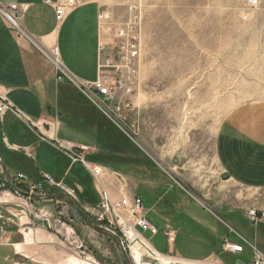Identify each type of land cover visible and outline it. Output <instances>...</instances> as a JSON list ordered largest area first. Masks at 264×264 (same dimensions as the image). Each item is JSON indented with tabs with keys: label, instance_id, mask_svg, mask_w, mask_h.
Instances as JSON below:
<instances>
[{
	"label": "crops",
	"instance_id": "0c3cea01",
	"mask_svg": "<svg viewBox=\"0 0 264 264\" xmlns=\"http://www.w3.org/2000/svg\"><path fill=\"white\" fill-rule=\"evenodd\" d=\"M0 2L27 3L29 8L22 23L37 44L47 48L57 46L65 65L79 78L83 77V71L91 72L89 80L96 78L99 43L115 41V27L101 29L98 16L103 11L114 22L119 8L117 0H76L62 26H57L55 6L45 0ZM67 25L74 30L65 36L64 46L62 36ZM0 97L11 106L0 115V157L12 176L18 173L27 176L24 183L31 182V177L38 174H50L63 181L68 192L78 194L81 207L100 199L102 189L114 201L138 198L149 218L151 211L158 210L163 202L169 208H179L180 203L171 196L172 186L167 184L171 178L190 179L188 172L194 168L196 172L221 169L220 176L229 175L222 178L226 180L223 185L227 189V201L220 202L211 195L210 204L219 212L242 214L232 217L231 224L219 220L210 210L229 230L216 236L222 242L221 254L236 261L244 259V264L251 258L246 246L240 254L224 250L226 239L241 241L228 225L264 250V100L246 101L238 106L245 110L244 116L231 115L225 135L220 130L215 133L207 129L213 132L212 141L190 161L188 151L171 137L181 136L184 129L173 127L172 123L163 130V144L156 140V144L149 142L154 154L148 153L143 158L136 148L130 147L127 136L80 91L68 82H55L53 65L33 42L18 37L1 14ZM58 142L63 145L72 142L84 149L83 155L91 165L104 170L100 180L82 164L73 162ZM156 145L162 151L157 152ZM99 152L100 160L94 156ZM217 189H213V195ZM142 195L151 205L149 208ZM51 208L52 204L46 200L33 201L14 190H0V264L88 263L79 256L68 226L50 218ZM249 209H256L260 218L252 222L247 216ZM143 235L152 243L146 233ZM163 236L172 251L164 253L178 255L174 252L177 232L172 243H168L164 232ZM206 254L194 260L223 261L216 248Z\"/></svg>",
	"mask_w": 264,
	"mask_h": 264
},
{
	"label": "rangeland",
	"instance_id": "374dc122",
	"mask_svg": "<svg viewBox=\"0 0 264 264\" xmlns=\"http://www.w3.org/2000/svg\"><path fill=\"white\" fill-rule=\"evenodd\" d=\"M117 1L119 8L114 22L123 24L133 19L141 28L137 84L132 96V110L126 112V123L137 137L136 141L127 137L130 147L136 148L141 156L144 155L143 158L154 154L149 142L156 144V140L163 144V130L172 123L173 127L184 129L185 133L181 136L171 137L181 143L180 148L188 151L190 161L207 149L213 132L220 130L221 135L226 134L231 115L244 116L245 110L238 106L246 101L264 100V0H260L257 8L248 7L243 0ZM73 30L68 25L64 29V46L65 36ZM83 72L82 76L86 78H80L91 77V72ZM209 128L213 132H208ZM154 149L162 151L157 145ZM94 156L98 159L102 157L100 152ZM85 158L88 160L87 156ZM76 163L92 172L84 163ZM0 169L2 171V167ZM220 173L221 169L196 172L194 168L188 172L190 179L177 177L167 182L172 186L171 196L177 199L180 206L169 208L163 202L159 206L161 211L153 209L149 215L160 232L158 235L146 232V235L159 251L172 252L163 236V230L170 228L177 232L175 254L199 259L212 248L217 249L218 255L221 254L222 242L216 236L227 234L229 230L218 222L211 211L225 222L242 214L219 212L210 204L211 195L220 202L227 201V189L223 185L226 180ZM33 178L40 179L43 191L31 192L29 188L23 192H64L78 201V194L68 192L64 183L51 192L44 183V174ZM98 178L100 180L101 176ZM213 189H217L214 195ZM143 200L149 208L151 205L145 196ZM46 201L52 204L50 213L53 215L50 218L61 226H68L74 245L78 247L80 241L84 242L89 256L81 258L87 260V264H120V247L115 239L79 223L66 201ZM85 207L88 206L81 208ZM240 219L243 222L244 219ZM96 223L109 229L105 223ZM117 235L122 237L120 233ZM230 236L234 238L233 234ZM220 257L226 263L244 264V259L236 261L227 254Z\"/></svg>",
	"mask_w": 264,
	"mask_h": 264
},
{
	"label": "built area",
	"instance_id": "2783aa9c",
	"mask_svg": "<svg viewBox=\"0 0 264 264\" xmlns=\"http://www.w3.org/2000/svg\"><path fill=\"white\" fill-rule=\"evenodd\" d=\"M46 3L55 6V16L57 26H62L70 9L76 5V0H45ZM244 4L250 8H257L260 0H243ZM27 3L20 2H0V14L8 22L20 38H25L33 42L38 51L53 65L55 82L57 84L68 82L81 92L92 104H94L112 123H114L128 138L137 140L136 133L129 128L126 123V112L133 107L132 96L137 84V62L141 53V28L136 21L131 19L123 24L111 22L105 12L99 13V27L101 29L114 28L115 41H101L97 54V74L96 78L82 79L76 76L65 65L59 48L44 47L34 40L27 32L22 23L23 14L28 10ZM0 100H4L0 98ZM5 101V100H4ZM11 107L5 101V108H0V115ZM18 111V110H17ZM19 112V111H18ZM70 156L73 162L84 163L95 176L104 174L100 166H92L86 160L82 150L72 142L65 145L58 142ZM0 174L5 180V174L0 169ZM15 184L26 182L27 176L18 173L15 176ZM44 183L50 190L59 188L63 182L56 180L50 174L44 175ZM1 184H4L1 182ZM31 192L43 191L39 183L30 184ZM85 213L94 221L105 223L114 233L122 234L121 240L131 264H230L221 260H194L183 258L174 254H167L159 251L143 233L150 232L155 235L159 229L149 220L147 213L140 199L129 200L126 198L114 201L107 190H101V196L97 205L88 206L83 209ZM247 216L254 222L260 218L256 209L247 210ZM228 225V224H227ZM230 232L240 237V242H232L228 239L224 242V250L240 254L244 252L245 246L251 252V258L245 264H264V250L255 242L250 241L240 234L234 227L228 225ZM133 232L131 236L130 232ZM168 243L175 241L176 232L174 230H163ZM137 247L141 251V258L136 260L132 254V248ZM80 257L89 256L85 250V244L80 241L77 247Z\"/></svg>",
	"mask_w": 264,
	"mask_h": 264
},
{
	"label": "water",
	"instance_id": "95a60500",
	"mask_svg": "<svg viewBox=\"0 0 264 264\" xmlns=\"http://www.w3.org/2000/svg\"><path fill=\"white\" fill-rule=\"evenodd\" d=\"M0 165L2 167V170L5 174V182H7L17 193H19L20 195H24L27 196L31 199H36V200H59L62 199L64 201H66L72 208L74 216L76 218V220L81 223V224H87L88 226H90L92 229L96 230L97 232L106 235L110 238H113L117 241L119 247H120V251H119V263L120 264H131V261L127 255V252L125 251L123 244H122V240L121 237L118 236L116 233H114L113 231H111L108 228H105L103 226L98 225L96 222H94L93 219H91L83 210V208H81L79 206V204L73 199L71 198V196H69L67 193L64 192H57V193H52V194H42V193H27V192H23V190H21L16 184H15V176H12L5 163L3 162L2 158L0 157ZM229 177L228 174H224L222 176L223 179H227Z\"/></svg>",
	"mask_w": 264,
	"mask_h": 264
},
{
	"label": "trees",
	"instance_id": "16d2710c",
	"mask_svg": "<svg viewBox=\"0 0 264 264\" xmlns=\"http://www.w3.org/2000/svg\"><path fill=\"white\" fill-rule=\"evenodd\" d=\"M3 179H4L3 176L0 174V182L4 183V184H2V186H0V190H2L4 188L13 190V188L7 182H5ZM39 180H35L33 177H31V182H29V183L18 182L17 183V186L21 190L24 191L26 189H29L30 184H37V183H39ZM52 191H55V189L51 190V192ZM98 203H99V199L98 200L96 199V200L93 201L92 205H97Z\"/></svg>",
	"mask_w": 264,
	"mask_h": 264
},
{
	"label": "bare ground",
	"instance_id": "6f19581e",
	"mask_svg": "<svg viewBox=\"0 0 264 264\" xmlns=\"http://www.w3.org/2000/svg\"><path fill=\"white\" fill-rule=\"evenodd\" d=\"M0 108H5V101L4 100H0ZM130 234L132 236L133 232L131 231ZM27 237H29V235H27ZM132 254L136 260H139L142 256L141 251L137 247L132 248Z\"/></svg>",
	"mask_w": 264,
	"mask_h": 264
}]
</instances>
